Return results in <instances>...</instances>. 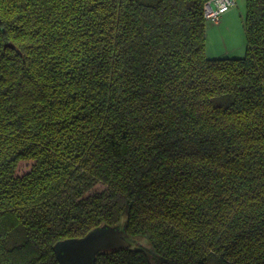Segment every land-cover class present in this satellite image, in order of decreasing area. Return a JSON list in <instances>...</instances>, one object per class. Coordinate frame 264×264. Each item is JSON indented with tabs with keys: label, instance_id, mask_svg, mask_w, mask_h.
<instances>
[{
	"label": "trees",
	"instance_id": "1",
	"mask_svg": "<svg viewBox=\"0 0 264 264\" xmlns=\"http://www.w3.org/2000/svg\"><path fill=\"white\" fill-rule=\"evenodd\" d=\"M209 0H0V264H264V0L208 58Z\"/></svg>",
	"mask_w": 264,
	"mask_h": 264
},
{
	"label": "rangeland",
	"instance_id": "2",
	"mask_svg": "<svg viewBox=\"0 0 264 264\" xmlns=\"http://www.w3.org/2000/svg\"><path fill=\"white\" fill-rule=\"evenodd\" d=\"M235 10L230 17L228 24L221 27L213 21L207 22V47L206 55L208 58H242L246 54V0H236ZM230 11V10H229ZM224 21V20H222ZM229 29H226V28ZM129 247L142 249L152 254L153 249L146 237H133L127 235Z\"/></svg>",
	"mask_w": 264,
	"mask_h": 264
},
{
	"label": "water",
	"instance_id": "3",
	"mask_svg": "<svg viewBox=\"0 0 264 264\" xmlns=\"http://www.w3.org/2000/svg\"><path fill=\"white\" fill-rule=\"evenodd\" d=\"M127 227L100 226L85 237L58 242L55 253L61 264H96L98 254L128 248Z\"/></svg>",
	"mask_w": 264,
	"mask_h": 264
},
{
	"label": "built area",
	"instance_id": "4",
	"mask_svg": "<svg viewBox=\"0 0 264 264\" xmlns=\"http://www.w3.org/2000/svg\"><path fill=\"white\" fill-rule=\"evenodd\" d=\"M235 0H209L205 5V16L218 24L223 14L231 10Z\"/></svg>",
	"mask_w": 264,
	"mask_h": 264
},
{
	"label": "crops",
	"instance_id": "5",
	"mask_svg": "<svg viewBox=\"0 0 264 264\" xmlns=\"http://www.w3.org/2000/svg\"><path fill=\"white\" fill-rule=\"evenodd\" d=\"M237 2H236V0H235V4H236ZM235 7V6H234ZM233 7V8H234ZM235 10H230V11H228L227 13H225V14H223L222 15V17H221V19H220V22L217 24V25H219L220 27L224 24V25H226V24H228V21H226V20H229V23H230V17L232 16V14H233V12H234ZM222 20H224V21H222ZM216 24V23H215ZM226 29H229L228 27L226 28Z\"/></svg>",
	"mask_w": 264,
	"mask_h": 264
}]
</instances>
